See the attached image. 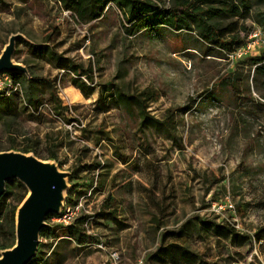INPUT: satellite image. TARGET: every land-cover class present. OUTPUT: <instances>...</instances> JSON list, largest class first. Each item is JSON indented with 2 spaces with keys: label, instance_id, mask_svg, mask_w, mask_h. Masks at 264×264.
<instances>
[{
  "label": "rangeland",
  "instance_id": "obj_1",
  "mask_svg": "<svg viewBox=\"0 0 264 264\" xmlns=\"http://www.w3.org/2000/svg\"><path fill=\"white\" fill-rule=\"evenodd\" d=\"M212 5L223 33L264 28V0ZM0 10V54L23 34L14 58L38 78L22 82L16 115L0 117V151L29 146L68 172L64 205L87 234L81 243L47 218L55 234L40 236L32 264H264V75L248 56L187 29L129 35L114 5L91 23L57 0H0ZM78 78L94 86L89 98L76 99ZM128 96L146 101L149 117ZM19 183L0 200V246L16 242L10 224L28 192ZM209 222L249 239L218 236Z\"/></svg>",
  "mask_w": 264,
  "mask_h": 264
},
{
  "label": "trees",
  "instance_id": "obj_2",
  "mask_svg": "<svg viewBox=\"0 0 264 264\" xmlns=\"http://www.w3.org/2000/svg\"><path fill=\"white\" fill-rule=\"evenodd\" d=\"M29 0H25L28 2ZM61 7L64 10L70 11L73 13L76 18L82 23H91L95 20L103 18L107 12L116 6L121 14L123 15L124 20L127 23L125 26L126 32L129 35H135L139 32H145L151 29H173L175 31H181L182 29H187L189 31H197L199 37H201L205 42L209 44L219 45L224 49L226 53H232L241 47L247 40V38H241L240 36L232 35L231 32L234 30H229L226 33L222 32V28L217 22H213V15L216 11L213 3L216 0H172L171 5H164L165 0H57ZM197 1L201 4L207 5V9L197 7ZM1 11V10H0ZM264 26V23H263ZM264 30V28H261ZM251 33V32H250ZM249 33V34H250ZM248 34V36H249ZM228 36V38H227ZM232 47L233 50H232ZM252 61V64L256 66V72L264 75V52L256 56H248ZM64 62L63 69L69 67L72 70L71 63L73 62L69 58L62 57ZM30 72V71H29ZM10 74L13 78L22 84V82H31L33 80H38L36 77L28 79L27 75L22 72H13ZM30 76V75H29ZM92 78V77H91ZM234 79H230V76L221 78V83L225 85L230 91L235 94L237 84ZM75 85L81 90L86 98L94 92V86H89L83 80L75 79ZM152 94H149V98ZM54 97H57L56 93H53ZM16 97L19 99L24 98L23 95L19 93H13L11 95H6L4 92H0V117L3 115H12L17 113ZM218 97V96H217ZM131 100H136L141 112L147 117V102L142 100L140 97H130ZM30 103H32V98H27ZM61 105V102H59ZM149 117V116H148ZM158 124L168 126V124L156 120ZM34 148L25 146L20 149L21 152L30 153ZM15 182V180H14ZM19 187L25 191L23 184L19 183ZM26 192L22 199L20 200L16 210L14 211V217L10 224V230L14 232L16 230V219L18 207L21 205L23 200L27 196ZM67 206V205H66ZM58 215H51L48 218H53ZM85 220H79V218L74 219V221L68 225L60 223L61 225L68 226L69 236L74 237L77 241H80L81 238L87 237L85 229L82 228V224ZM210 223V222H209ZM205 223L209 229H213L214 233L218 236H228L231 240L236 241L237 243H245L249 239L248 235L241 234L234 227L228 225H221L218 223ZM49 225V224H48ZM3 228L2 218L0 216V229ZM55 231L52 226L46 227L42 232L41 236L52 238L54 237ZM257 240L261 241L264 239V228L260 229L256 234ZM81 242V241H80ZM82 243V242H81ZM15 244V243H14ZM2 244L0 246V252L5 249L11 248L14 246ZM157 255V254H156ZM1 256V255H0ZM33 262V260H32ZM32 262L30 264H32ZM42 264H49L47 261Z\"/></svg>",
  "mask_w": 264,
  "mask_h": 264
},
{
  "label": "water",
  "instance_id": "obj_3",
  "mask_svg": "<svg viewBox=\"0 0 264 264\" xmlns=\"http://www.w3.org/2000/svg\"><path fill=\"white\" fill-rule=\"evenodd\" d=\"M19 38L24 35L12 34L1 52L0 73L30 75L28 67L14 58ZM68 175L56 161L42 160L33 153L0 151V200L10 180L17 179L28 189L17 210L16 242L1 252L0 264H30L36 257L47 218L59 214L65 204Z\"/></svg>",
  "mask_w": 264,
  "mask_h": 264
},
{
  "label": "built area",
  "instance_id": "obj_4",
  "mask_svg": "<svg viewBox=\"0 0 264 264\" xmlns=\"http://www.w3.org/2000/svg\"><path fill=\"white\" fill-rule=\"evenodd\" d=\"M264 52V30L257 29L250 33L246 42L239 47L237 50L230 54L232 58H243L246 56H256ZM0 92H4L6 95H11L13 93H19L23 95L22 84L17 82L9 72L0 73ZM75 212L71 206L64 205L61 212L54 216L60 223L68 225L73 221L72 216Z\"/></svg>",
  "mask_w": 264,
  "mask_h": 264
},
{
  "label": "crops",
  "instance_id": "obj_5",
  "mask_svg": "<svg viewBox=\"0 0 264 264\" xmlns=\"http://www.w3.org/2000/svg\"><path fill=\"white\" fill-rule=\"evenodd\" d=\"M80 93L83 95V93L81 92V90H80V92L78 90H75L74 91V94H75L76 99H80V95H81Z\"/></svg>",
  "mask_w": 264,
  "mask_h": 264
}]
</instances>
